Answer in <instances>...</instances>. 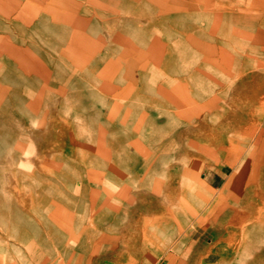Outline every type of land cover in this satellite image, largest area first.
I'll return each mask as SVG.
<instances>
[{
    "label": "rangeland",
    "instance_id": "374dc122",
    "mask_svg": "<svg viewBox=\"0 0 264 264\" xmlns=\"http://www.w3.org/2000/svg\"><path fill=\"white\" fill-rule=\"evenodd\" d=\"M101 1H103L101 6H98L89 0H63L61 3L55 0H0V70L7 66L8 74L5 78L11 76L15 82H18L12 86L21 87V82L17 79L18 72L25 66H31L32 72H29V77L24 75L22 79L30 82L29 90L34 95L42 97L44 91V93L53 92L54 89L65 85H67V93L81 88L86 93L83 101L77 103L78 110L84 113V120L88 125L82 132L86 137L74 149H70L67 145L64 151L57 154V156L63 155L62 157L69 156V162H65V166L55 165L53 162L50 164L44 162L43 165L34 163L31 170L48 175L52 174L51 171L55 172L58 178L55 177L54 182L59 183L61 187V191L56 194L59 203L64 207L70 205V210L77 208V215L83 216L82 219L99 224L109 218L113 222L108 225V229H93L88 237L82 238V246L90 250L89 257L93 259L95 256L99 264L104 262L120 264L122 258L127 264L129 262H132L131 264H264L263 148L260 150L257 147L253 152L249 149L248 153H244L246 145H242L240 152L244 154L235 168L232 165L235 161L228 156L203 154L199 179L206 181L205 200L201 204L206 211H198L190 215L194 221H191L186 228L188 234L183 232L184 229L177 220L160 226L150 216L152 214L150 210H154L158 205L163 206L164 203L176 205L184 200L183 197V199L180 196L176 199L172 198L169 203L163 200L158 202L157 194L151 191L150 182H141L138 187L128 184V187L131 186L128 191L117 198L115 183L119 181L120 176L128 173L127 169H135L137 173L143 174L145 179L148 178L144 170L149 168L147 162L154 159L158 145L165 142L166 138H161L158 134L159 128L167 124L148 103L145 102V105L141 106L142 101L136 99L138 96L150 94L148 79L138 83L139 69L141 71L147 69V65L145 67L147 52L139 54L131 50L126 39L121 44L117 41L113 44L114 47H111L113 45L108 47L106 32L122 28L125 30L128 26L120 20L109 25L100 18V15L102 17L104 13H113V6L117 8L124 6L126 14L123 15V20H125L134 14L137 4L139 11L147 16L146 19L151 14V8L157 11L159 13L157 20L160 22L167 20V10H170L168 21L173 20L176 30H189L192 25L196 24L198 27L201 23L189 19L184 9L185 1L189 0ZM224 3L229 15L235 16L227 24L230 23L229 26L243 31L245 35L243 34L240 40L244 45L252 46L253 56L248 58V55H237V61H241L240 66L237 61H229L226 58L219 66L221 76L241 73L246 68L244 63L249 59L250 68L252 67L249 72L256 70L255 72L264 78V0H224ZM61 9L65 10L61 13L62 16L58 13ZM245 16L250 20L244 21ZM66 28L76 32V38L68 36ZM95 32L97 33L93 34ZM62 38L66 39V43ZM180 38L178 33H165L161 30V41L157 46L161 51L165 42L174 48L175 42L180 41ZM40 44H43L44 49L37 47ZM228 47L232 50L230 53L236 56L234 50ZM185 50L189 52V44L184 45L182 51ZM123 55L132 60V65L124 61ZM173 55L180 56L179 52H173ZM198 55L187 57L179 66L195 67L193 64L197 58L202 59V56ZM203 59L209 57L204 55ZM206 67L209 68L210 65ZM41 68H46V75L41 74ZM47 73L48 77H46ZM38 76L46 81L35 82ZM88 76L92 79L100 78L102 82L99 84L100 89L110 95L118 93L114 87V83L116 85L118 83L120 89L118 91L123 93L122 98H106V102L102 95L97 94L96 91L99 89L86 85L85 79L89 78ZM5 78L3 77V80ZM0 84L2 94L3 86L9 85L10 81L5 80V83ZM64 97L68 98L69 95ZM228 98L222 96L219 102L210 106V110L220 114L222 112L224 116L231 104ZM40 99V102H43L44 99ZM115 100L123 104L105 105ZM8 102L5 99L0 111H6ZM14 102L19 107L18 101ZM143 107L150 109L146 112ZM233 108L232 106L231 109ZM207 113L206 118H209ZM261 116H264V108L260 105L254 112L253 119H256L251 124V128L257 134L261 132L258 131L261 127L256 124L259 122L258 117ZM211 119L217 121L216 116L210 117ZM5 129L0 123V131ZM166 129L169 133L173 132V128L169 126ZM153 134L158 137L154 139ZM4 138L13 143L12 137ZM4 146L5 143L0 141V155L3 156L0 157V163L5 162L7 155L5 156L4 151L10 148L9 145ZM11 146L13 149L14 145ZM8 167L9 164H6L4 170L0 169V196H4L5 193V173ZM33 178L30 190L34 192L32 204H35V191L40 192L45 189V183L40 178ZM240 181H243V184L239 185ZM52 191L49 190L50 193ZM145 193L147 196L144 195ZM22 194L18 198L21 206L25 203ZM143 197L156 201L151 205L148 204V200L142 202ZM197 204L196 200L195 207L191 204L190 209L196 208ZM87 205L89 211H86ZM212 206L216 207V211L208 213ZM222 213L226 216H221ZM60 216L58 213V218H61ZM200 218L204 221L203 225L198 224ZM144 235L148 236V239L143 241L140 247L141 257H131L123 251L119 253L123 250V238L133 237L139 241L138 239ZM64 237L65 240L68 239L66 235H60V238ZM184 238L188 240L185 241Z\"/></svg>",
    "mask_w": 264,
    "mask_h": 264
},
{
    "label": "bare ground",
    "instance_id": "6f19581e",
    "mask_svg": "<svg viewBox=\"0 0 264 264\" xmlns=\"http://www.w3.org/2000/svg\"><path fill=\"white\" fill-rule=\"evenodd\" d=\"M55 1L63 2V0ZM89 1L98 6H101L103 2L101 0ZM35 4L38 5V3ZM184 4L187 6H184V9L189 19L201 23L200 26L197 27L195 24L189 27V30H176L173 20L168 21L170 10H167L169 14L166 16L167 20L160 22L157 20L159 17L157 11L151 8V14L146 19L147 16L139 11L137 4H135L137 10L132 16L124 18L125 20H123V15L126 14L124 6L118 8L113 6V13H104L102 17L100 15V18L109 25L120 20L121 23H126L130 27L125 30L114 28L115 31H107L105 38L108 47L117 41L121 44L126 39L131 50L139 54L147 52L148 55H145L147 69L142 71L139 69L138 83L148 79L150 94L138 96L136 99L142 101L141 106H144L145 102L148 103L167 124L159 128L158 134L161 138H166L165 142L158 145L154 159L147 162L150 165L149 168L144 170L148 178L145 179L144 175L137 173L135 169H127L128 173L120 176L119 181L115 183L117 198L128 191L131 187H128V184L138 187L141 182H150L151 191L157 194L158 202L163 200L169 203L177 196L184 198L176 205L165 203L163 206L158 205L154 210H150L152 212L150 216L160 226L174 223V220H177L180 227L184 229L183 232L188 234L186 228L191 221H194L190 215L198 211H206L201 205L205 200L206 181L199 179L203 154L228 156L235 161L232 164L235 168L236 163L241 160L245 152L248 153L249 149L250 152L256 151L257 147L260 150L264 149V116L258 117L259 122L256 123L261 127L258 130L261 131L260 133L257 134L251 128V124L256 119H253V116L257 107L261 105L264 108V78L258 75L256 70L249 72L252 68H250L249 59L244 63L246 68L241 73L221 76L219 66L226 58L236 62L240 55H248V58L253 56L252 46L244 45L240 40L244 34L243 31L229 26L230 23L227 24L235 16L229 15L224 0H189ZM153 7L157 6L153 5ZM64 12V9L58 11L61 16ZM249 20L250 18L245 16L244 21ZM161 30L165 33H178L181 37L180 41L175 42L174 48L164 42L160 51L157 45L161 41ZM66 34L76 38L77 33L66 28ZM187 44H189V52L182 51L184 45ZM228 46L234 50L236 56L230 53L232 50ZM37 47L44 49L43 44ZM173 52H179L180 56L174 57ZM197 54L199 57L202 56V59L197 58L193 64L195 67L179 66L187 57L197 56ZM204 55L209 59H203ZM122 58L132 65L130 58L124 55ZM34 63L37 62L34 61ZM237 64L240 66L241 61H237ZM206 65L210 67L207 68ZM60 67L62 68L61 65ZM24 68L23 70L20 68L22 71H19L17 75L21 87L12 86L18 83L13 77L5 78L8 74L7 66L0 70V83H5V80L10 81L9 85L3 86V93H0V106H3L5 99L9 101L6 111H0V123L6 128L0 131V141L10 147L4 151L5 156L7 155L5 162L0 163V169L3 168V170L6 164L10 166L7 168V174L5 173V193L4 196H0V264H99L95 256L93 259L89 257L90 250H86L81 241L82 238L85 239V236L88 237L93 229H108V225L113 222L109 218L99 224L82 219L83 216L77 215V208L70 210V205L64 207L59 203L56 194L61 191V187L59 183L54 182V178H58L55 172L51 171L52 174L48 175V173L41 174L31 170L34 163L43 165L44 162L49 164L53 162L55 165L65 166V162H69V156L62 157L63 155L57 156V154L64 151L67 145L70 149H74L86 137L82 135V132L88 125L84 120V113L77 107V103L83 101L86 93L82 88L67 93V85H65V87L54 89L53 92L44 93V91L42 97L34 95L29 90L30 82L22 79L24 75L29 77L32 67L25 66ZM45 69H40L41 74L46 75ZM42 78L38 76L34 81L40 83L46 81ZM85 80L87 86L99 89L100 92H96L102 95L105 101L106 98H122L123 93L118 91L120 90L118 83L117 85L114 83L115 91L118 93L110 95L107 91L102 92L103 89H100L99 84H102L100 78L89 77ZM21 90L23 92H20ZM66 95L69 97L65 98ZM222 96H228L231 100L229 110L226 109L227 113L225 112L224 116L222 112L220 114L210 110L211 105L219 102ZM40 98L44 99L43 102H40ZM15 100L18 101L19 107L15 105ZM105 101L104 103L107 102ZM119 103L123 104L121 101ZM119 103L115 100L105 105H118ZM232 106L233 109H231ZM111 109L114 110L112 107ZM148 109L150 108L143 107L146 112ZM206 113L209 118H206ZM215 116L217 121L210 120V117ZM168 126L173 128V132H168L166 129ZM153 135L154 139L158 137L156 134ZM7 136L13 138V143L4 138ZM11 145H14L13 149ZM242 145H246L243 154L240 152ZM0 157L3 156L0 155ZM32 177L40 178L45 183V189L40 192L35 191V204H32L34 192L30 190ZM241 184L243 181H240L239 185ZM49 190H53L52 193ZM21 194L25 197V203L22 206L18 199ZM144 195L147 196V193ZM143 198L142 202H147L148 199ZM196 200L198 203L196 208L190 209L191 204L195 207ZM155 201V199H149L148 204L152 205ZM215 208L210 207L211 210L208 213L215 212ZM86 211H89V205L86 206ZM58 213L61 218H58ZM163 215L166 216L163 217ZM221 216L226 215L222 213ZM198 224L203 225L204 221L200 218ZM60 235H66L68 239L60 238ZM186 237L188 238V235ZM187 238L183 240L186 241ZM147 239L148 236L145 235L138 239L139 241L133 237L123 238V250L119 253L123 251L131 257H141L139 256L140 247ZM104 264L107 263L104 262ZM120 264L127 263L122 258Z\"/></svg>",
    "mask_w": 264,
    "mask_h": 264
}]
</instances>
